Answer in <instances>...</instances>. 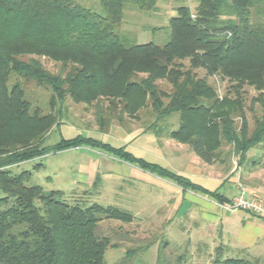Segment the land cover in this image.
Listing matches in <instances>:
<instances>
[{"label":"trees","instance_id":"obj_1","mask_svg":"<svg viewBox=\"0 0 264 264\" xmlns=\"http://www.w3.org/2000/svg\"><path fill=\"white\" fill-rule=\"evenodd\" d=\"M97 1L101 13L76 0H0V264H105V249L112 245L100 228L96 231L97 222L133 218L113 205L69 203L64 191L26 184L30 172L12 174L11 165L85 145L183 188L200 189L123 147L90 136L77 134L43 145L67 95L92 109L99 132H109L113 123L130 130L125 117L131 118L139 121L141 131L185 142L206 163L224 161L222 141L232 146L230 154L238 163L247 160L251 149H264V0H195L193 11L177 6L164 26L168 34L162 44L128 41L124 38L130 32L121 28L127 6L150 11L158 0ZM26 54L45 56L60 67L50 72L36 58L23 59ZM199 68L204 76L197 74ZM11 74L16 81L9 85ZM213 75L228 82L221 97L207 81ZM28 83L50 89L48 112L32 107L25 94ZM245 85L258 91L254 102L260 109L252 115L251 127L243 112ZM143 108L152 121L140 120ZM174 114L179 125L171 130L167 119ZM99 183L97 176L92 185ZM164 247L156 264H185L186 251L166 255ZM132 253L128 249L115 264H130ZM259 263V258L213 261Z\"/></svg>","mask_w":264,"mask_h":264},{"label":"rangeland","instance_id":"obj_2","mask_svg":"<svg viewBox=\"0 0 264 264\" xmlns=\"http://www.w3.org/2000/svg\"><path fill=\"white\" fill-rule=\"evenodd\" d=\"M82 6L101 13V7L97 0H76ZM195 0H158L156 8L150 11H142L127 6L124 10V19L121 28L130 33L124 39L128 41H137L138 43L154 42L162 44L165 42L168 32L164 29L168 19L176 14V7L187 5L193 11ZM151 27H160L156 31ZM28 57L36 58L50 72L58 71L60 64L50 60L45 56L35 54H26L23 59ZM187 64V61H185ZM199 76H204L205 71L202 68L196 70ZM16 81V75L11 74L8 84ZM207 81L213 85L218 96H223L227 90L228 82L219 76H208ZM242 100L244 101V117L248 127L252 126V115L258 114L260 106L254 102L258 91L250 86H244ZM26 96L31 101L32 107H38L43 112H48L50 106L51 91L43 86H36L33 83L27 84ZM264 95V90L262 91ZM233 97V94H230ZM83 102H75L70 96H66L63 105L59 106L62 110L60 116H56L55 125L48 131L43 140V145L51 146L62 138H71L77 134L90 136L112 145H121L127 143L126 148L134 154L142 155L148 161H154L156 164L167 165L174 169H184L189 159L185 155L174 154V146L163 145L161 140L155 137L152 132H146L140 135L133 134V130L127 131L129 135L123 142H118L114 135L117 128L110 126L107 133L98 131L95 118L91 108L85 107ZM57 108V103L52 107ZM148 109L143 108L140 111V120H151L148 115ZM139 118L137 120H139ZM127 127H140L139 121L125 117ZM58 122V123H57ZM238 117L234 118V123L240 124ZM169 129H176L179 125L178 115L174 114L167 119ZM134 125V127H133ZM169 142H176L169 139ZM186 144L183 141H179ZM188 149L187 145H183ZM183 149V150H184ZM232 146L222 141L219 149L220 157L223 162H215V168H220L225 173L230 166L238 167L237 157L230 154ZM232 152V151H231ZM96 153V154H94ZM112 156L98 148L87 146L69 148L56 152H49L40 157L22 161L8 167L12 174H18L22 171H29L30 177L26 182L28 185H40L45 190H61L65 192V198L69 203L79 204L81 206H90L98 203L101 205H113L132 213V220L129 222L113 218H102L97 222V229L100 228L102 235L108 236L110 244L104 252L105 264H115L122 259L127 250H133L130 264H156L158 254L164 245L163 252L166 255L170 253L179 254L186 251L185 264H213V261L223 260L225 258H243L252 261L257 257L259 264H264V244L241 248L240 245L228 238L226 233L221 236L219 222H214L217 215L211 207V203L199 195L185 193L183 205L175 210L168 196L178 198V193L162 186L158 183L160 180L154 175L148 174L147 179L114 177L105 178L99 185L93 186L91 180L84 182H72L78 178V167L80 163H89L90 158L95 157L99 164V172L106 167L112 166ZM257 162L251 166V162ZM242 170L249 169L258 171L264 178V149L253 148L248 152V158L241 166ZM223 175V174H222ZM238 172L233 176L237 177ZM203 179L211 180V177H202L198 181L202 185L213 189L216 185L206 183ZM212 182V181H211ZM243 185L242 179L238 178L237 183ZM215 185V186H213ZM244 186V185H243ZM246 214L245 212H239ZM248 213V212H247ZM249 214V213H248ZM222 246L218 252L216 248Z\"/></svg>","mask_w":264,"mask_h":264},{"label":"crops","instance_id":"obj_3","mask_svg":"<svg viewBox=\"0 0 264 264\" xmlns=\"http://www.w3.org/2000/svg\"><path fill=\"white\" fill-rule=\"evenodd\" d=\"M112 126H115L117 130H115L114 135L117 137L118 142H123L129 135L127 134V131L133 130V134H143L146 132L151 131H141L139 126L135 128H130V130L125 129L123 126H121L118 123H113ZM134 127V125H133ZM76 136V135H75ZM156 137V136H155ZM72 138V137H71ZM125 138V139H124ZM157 138V137H156ZM67 139V138H66ZM159 142L161 138H158ZM169 139L173 138H162L163 145H167L168 147L174 146V154L176 155H185L189 159L188 163L184 167V169H174L172 167H169L167 165L163 166L159 163L157 165L168 169L172 171L173 173L179 174L185 178H187L189 181H191L193 184H195L200 189H194V188H183L180 185H178L175 181L168 177L159 176L155 173H151L147 170H144L140 168L138 165L127 162L115 155H112L110 153L113 159L112 166L106 167L105 170H102L99 172V164L97 162V159L95 157L90 158L89 163H80L79 169H78V178L74 179V181H78L77 183L84 182L85 180L89 181L94 177V179L98 176L100 181L104 180L105 178H112L114 177H125V178H142L147 179L149 177L148 174L154 175L155 177H158L157 180L159 181L162 186H166L171 191L178 193L177 200L172 197L168 196L167 200H171L172 206H174L175 210L179 209L185 201V193L187 191H191L188 193H193L194 195H199L202 198L204 197L205 200H208L210 202L212 209L215 211L214 214H216V210H219L221 213L217 212L218 216L215 217L214 222H219V228L221 230V236L226 233V236L229 238H233L241 248L251 246L252 244H264V219L259 218L257 216H254L252 213L246 214H240V210H234L230 209L225 206L227 199H231L234 195L237 194V181L238 178L242 179L243 185L246 189V191L249 194H257L260 197L264 198V178L260 176L261 174L258 171L245 169L242 170L241 166L243 163L240 164L238 167L230 166L228 170H225V173H223V170L220 168H215V163H206L202 161L191 149L187 144H183L179 142L178 140H175L176 142H169ZM99 140V139H98ZM102 141V140H101ZM104 142V141H102ZM107 143L113 147H123L127 152L131 153L133 156L137 158H141L149 163H154V161H148L145 157L142 155L134 154L130 150H128L126 147L125 141L124 143H121V145H112L108 142ZM183 145H187L188 149H184ZM85 145H81L78 147H83ZM77 147V148H78ZM90 147V146H87ZM76 148V147H75ZM92 148V147H91ZM69 149V148H68ZM184 149V150H183ZM107 153V152H106ZM96 154V153H94ZM251 166H254L251 164ZM236 172H238L237 177L233 176ZM223 174V175H222ZM202 177H211V180L209 179H203L206 181V183H212L215 184L213 189L208 188L201 183H198L197 180H199ZM84 180V181H83ZM148 180V179H147ZM94 181V180H93ZM212 181V182H211ZM93 183V182H92ZM221 198V200L219 199ZM216 214V215H217ZM257 258V257H255Z\"/></svg>","mask_w":264,"mask_h":264},{"label":"built area","instance_id":"obj_4","mask_svg":"<svg viewBox=\"0 0 264 264\" xmlns=\"http://www.w3.org/2000/svg\"><path fill=\"white\" fill-rule=\"evenodd\" d=\"M237 189V194L225 206L234 210L246 211L264 219V198L257 194H249L240 182L237 183Z\"/></svg>","mask_w":264,"mask_h":264}]
</instances>
